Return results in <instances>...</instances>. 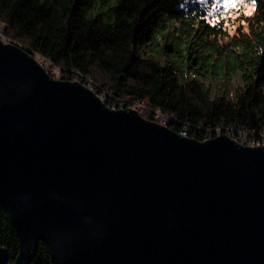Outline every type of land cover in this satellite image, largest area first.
Segmentation results:
<instances>
[{
    "label": "water",
    "instance_id": "water-1",
    "mask_svg": "<svg viewBox=\"0 0 264 264\" xmlns=\"http://www.w3.org/2000/svg\"><path fill=\"white\" fill-rule=\"evenodd\" d=\"M0 203L14 264L40 242L53 264H264V146L111 109L2 39Z\"/></svg>",
    "mask_w": 264,
    "mask_h": 264
},
{
    "label": "trees",
    "instance_id": "trees-1",
    "mask_svg": "<svg viewBox=\"0 0 264 264\" xmlns=\"http://www.w3.org/2000/svg\"><path fill=\"white\" fill-rule=\"evenodd\" d=\"M212 3V1L210 2ZM209 0H0L5 37L82 81L108 103L146 101L173 130L203 141L217 127L264 131V0L234 32ZM242 13V12H241ZM154 121L152 115H142ZM0 247L14 264L16 229L0 203ZM31 264H53L39 243Z\"/></svg>",
    "mask_w": 264,
    "mask_h": 264
},
{
    "label": "built area",
    "instance_id": "built-area-1",
    "mask_svg": "<svg viewBox=\"0 0 264 264\" xmlns=\"http://www.w3.org/2000/svg\"><path fill=\"white\" fill-rule=\"evenodd\" d=\"M80 83L84 84L82 81H80ZM84 85H87V83H85ZM91 89L93 90V88ZM111 94V91L107 89L102 94H97V96L100 98L101 101H103V103H105L106 106L111 109L119 110L131 108L132 110H137L140 115H152L154 118V122L162 124L164 127L173 130L170 123L171 117L164 115L160 109H153L149 107V104L146 101H132L130 99H125V101L119 102L120 106L117 107L115 103H108L107 101V97ZM178 134L188 137V133L185 129L180 131ZM221 134H225L227 137L231 138L236 143L243 146H264V131H260L258 134H246L235 126H230L226 128L217 127L213 130V132H210L209 135H207L203 141L218 137Z\"/></svg>",
    "mask_w": 264,
    "mask_h": 264
},
{
    "label": "rangeland",
    "instance_id": "rangeland-1",
    "mask_svg": "<svg viewBox=\"0 0 264 264\" xmlns=\"http://www.w3.org/2000/svg\"><path fill=\"white\" fill-rule=\"evenodd\" d=\"M212 1V3H210ZM211 7V15H213L214 19L218 20L220 18L226 21L227 29L230 32H234L237 27V23H239L240 14H250L254 9V0H209ZM242 12V13H241ZM5 25L3 22H0V39H2L6 43H11L5 37ZM38 62L43 66V68L56 80L61 79L60 70L54 68V66L44 58L40 56L33 55ZM80 82V81H78ZM90 88L88 85H86ZM91 89V88H90ZM92 90V89H91ZM94 91V90H93Z\"/></svg>",
    "mask_w": 264,
    "mask_h": 264
},
{
    "label": "snow or ice",
    "instance_id": "snow-or-ice-1",
    "mask_svg": "<svg viewBox=\"0 0 264 264\" xmlns=\"http://www.w3.org/2000/svg\"><path fill=\"white\" fill-rule=\"evenodd\" d=\"M254 2H255V0H254Z\"/></svg>",
    "mask_w": 264,
    "mask_h": 264
}]
</instances>
